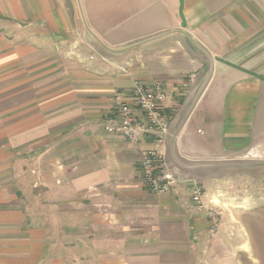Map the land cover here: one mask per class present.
I'll return each mask as SVG.
<instances>
[{
  "label": "crops",
  "instance_id": "1",
  "mask_svg": "<svg viewBox=\"0 0 264 264\" xmlns=\"http://www.w3.org/2000/svg\"><path fill=\"white\" fill-rule=\"evenodd\" d=\"M182 18L179 0H0V264H264V0ZM136 83L163 86V139L105 132ZM148 150L169 194L144 185Z\"/></svg>",
  "mask_w": 264,
  "mask_h": 264
},
{
  "label": "built area",
  "instance_id": "2",
  "mask_svg": "<svg viewBox=\"0 0 264 264\" xmlns=\"http://www.w3.org/2000/svg\"><path fill=\"white\" fill-rule=\"evenodd\" d=\"M131 101L132 104H129L122 95L114 96L113 114L116 120L105 125V132L120 135L130 143H136L146 137L163 139L168 134L166 119L162 114L165 101L163 86L156 83L148 88L142 83H136L131 92ZM141 172L144 185L151 193L166 195L172 191L175 179L156 150L144 152ZM192 201L197 211L206 210L207 216L214 223L219 219L217 211L205 207L202 188H194Z\"/></svg>",
  "mask_w": 264,
  "mask_h": 264
},
{
  "label": "rangeland",
  "instance_id": "3",
  "mask_svg": "<svg viewBox=\"0 0 264 264\" xmlns=\"http://www.w3.org/2000/svg\"><path fill=\"white\" fill-rule=\"evenodd\" d=\"M254 185H253V183H252V185L250 186V189H246L243 193H242V195H244L245 197L246 196H252L253 195V189H252V187H253ZM264 187V185H262L261 187H259V188H257L256 189V192L258 193V192H260V193H262V188ZM240 204V203H239Z\"/></svg>",
  "mask_w": 264,
  "mask_h": 264
},
{
  "label": "water",
  "instance_id": "4",
  "mask_svg": "<svg viewBox=\"0 0 264 264\" xmlns=\"http://www.w3.org/2000/svg\"><path fill=\"white\" fill-rule=\"evenodd\" d=\"M180 1V16H181V19L183 21V18H182V0H179ZM184 23V22H183ZM220 61V60H219ZM223 62V61H221Z\"/></svg>",
  "mask_w": 264,
  "mask_h": 264
}]
</instances>
